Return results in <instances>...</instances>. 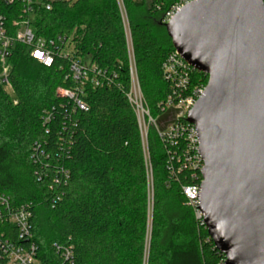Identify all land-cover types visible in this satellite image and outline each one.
<instances>
[{
    "label": "trees",
    "instance_id": "1",
    "mask_svg": "<svg viewBox=\"0 0 264 264\" xmlns=\"http://www.w3.org/2000/svg\"><path fill=\"white\" fill-rule=\"evenodd\" d=\"M35 1L40 3L34 6L33 27L37 37L56 43V55L45 67L28 46L15 43L7 62L10 88L2 83L0 60V192L16 205L30 206L38 259L42 264H218L223 255L181 191L193 180L188 171L172 176L167 147L154 127L147 139L150 206L146 156L126 96L129 60L117 0L55 1L49 11L42 6L45 0ZM177 1L123 0L139 83L161 130L173 117L159 107L171 92L161 68L175 50L162 19ZM22 9L21 3L0 2L9 24ZM69 43L74 48L66 54ZM79 58L118 74L111 88L86 85V111L58 94L73 86L70 65ZM193 80L206 86L208 76L194 71Z\"/></svg>",
    "mask_w": 264,
    "mask_h": 264
},
{
    "label": "water",
    "instance_id": "2",
    "mask_svg": "<svg viewBox=\"0 0 264 264\" xmlns=\"http://www.w3.org/2000/svg\"><path fill=\"white\" fill-rule=\"evenodd\" d=\"M165 28L178 54L208 76L187 117L204 162L208 236L225 264H264V0H198Z\"/></svg>",
    "mask_w": 264,
    "mask_h": 264
},
{
    "label": "built area",
    "instance_id": "3",
    "mask_svg": "<svg viewBox=\"0 0 264 264\" xmlns=\"http://www.w3.org/2000/svg\"><path fill=\"white\" fill-rule=\"evenodd\" d=\"M55 1L73 3L76 0H45L42 6L49 11ZM195 1L198 0H178L165 13L162 23L167 25L183 7ZM0 2L4 5L15 3L23 5L22 14L13 19L11 24L8 23L5 15L0 14L2 83L10 88L7 80L9 72L7 62L15 43L28 46L31 49L30 56L45 67H51L54 63L56 43L54 41L47 42L45 39L37 37L33 27L34 6L40 2L35 0H0ZM117 2L124 27L129 60L130 88L126 96L137 117L148 173H151L148 131L150 127H154L167 147L169 156L167 168L172 176H176V170L189 172L193 184L183 185L181 191L186 205L192 209L199 227L205 228L203 214L199 208V193L203 181L201 172L204 169V162L199 154V141L195 126L187 121V117L189 111L204 94L207 85L193 80V72L196 70L174 50L166 58L161 68L163 80L169 85L171 92L159 104L164 115L170 112L174 115L166 129L161 130L158 118L152 116L139 83L129 21L123 0H117ZM64 53L71 54L72 52ZM70 72L73 86L70 89H58V94L70 98L75 108L80 111L88 109L83 98L88 83L96 89L111 88L118 76L117 72L113 70L100 69L92 64L87 67L80 58L72 60ZM37 251L32 232L30 206L16 205L8 195L0 192V264H42L38 259ZM70 255L71 251H66V258ZM225 261L224 257L218 264H225Z\"/></svg>",
    "mask_w": 264,
    "mask_h": 264
},
{
    "label": "rangeland",
    "instance_id": "4",
    "mask_svg": "<svg viewBox=\"0 0 264 264\" xmlns=\"http://www.w3.org/2000/svg\"><path fill=\"white\" fill-rule=\"evenodd\" d=\"M166 29V28H165ZM74 48V45L72 43H69L66 47V51L68 52H72ZM82 62L84 63L85 66L89 67L91 64H90V60L89 58H83L82 59ZM148 176H149V192H150V206L152 207V198H153V180H152V176L150 175V173H148ZM152 210V208H150V211ZM150 247V232L148 234V237L146 239V248H147V251Z\"/></svg>",
    "mask_w": 264,
    "mask_h": 264
}]
</instances>
